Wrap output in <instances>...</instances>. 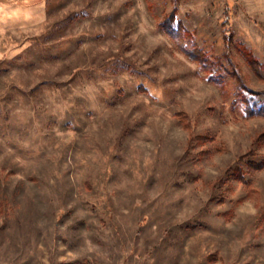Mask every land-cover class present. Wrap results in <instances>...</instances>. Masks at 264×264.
Segmentation results:
<instances>
[{"label": "rangeland", "instance_id": "374dc122", "mask_svg": "<svg viewBox=\"0 0 264 264\" xmlns=\"http://www.w3.org/2000/svg\"><path fill=\"white\" fill-rule=\"evenodd\" d=\"M260 106L264 0H0V264H264Z\"/></svg>", "mask_w": 264, "mask_h": 264}, {"label": "trees", "instance_id": "16d2710c", "mask_svg": "<svg viewBox=\"0 0 264 264\" xmlns=\"http://www.w3.org/2000/svg\"><path fill=\"white\" fill-rule=\"evenodd\" d=\"M229 22V21H227ZM163 26L166 28L168 33L178 42V44L188 52L189 48L192 47V39L187 38L186 35L183 33L182 35V29L180 28L179 24L176 25L175 17L171 15L168 19H166L163 23ZM185 37V38H184ZM191 44V45H190ZM194 55L198 52L195 49V53L192 52ZM200 55V53L197 54V56ZM252 64L254 65L255 69H258L260 67V64L256 62L255 60H252ZM239 82H242L239 80ZM257 112H264V106H260L257 109Z\"/></svg>", "mask_w": 264, "mask_h": 264}]
</instances>
